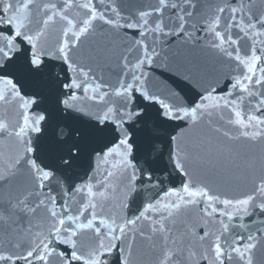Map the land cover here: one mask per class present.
Returning <instances> with one entry per match:
<instances>
[{"label": "water", "instance_id": "1", "mask_svg": "<svg viewBox=\"0 0 264 264\" xmlns=\"http://www.w3.org/2000/svg\"><path fill=\"white\" fill-rule=\"evenodd\" d=\"M0 264H264V0H0Z\"/></svg>", "mask_w": 264, "mask_h": 264}]
</instances>
